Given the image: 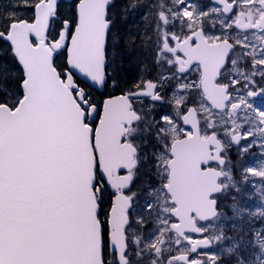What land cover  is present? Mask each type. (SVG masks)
<instances>
[{"label":"snow or ice","instance_id":"snow-or-ice-1","mask_svg":"<svg viewBox=\"0 0 264 264\" xmlns=\"http://www.w3.org/2000/svg\"><path fill=\"white\" fill-rule=\"evenodd\" d=\"M0 264H264V0H0Z\"/></svg>","mask_w":264,"mask_h":264}]
</instances>
